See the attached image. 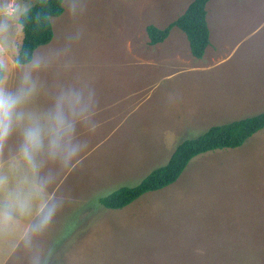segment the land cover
I'll list each match as a JSON object with an SVG mask.
<instances>
[{
    "label": "rangeland",
    "instance_id": "rangeland-1",
    "mask_svg": "<svg viewBox=\"0 0 264 264\" xmlns=\"http://www.w3.org/2000/svg\"><path fill=\"white\" fill-rule=\"evenodd\" d=\"M35 1L0 0V63L13 88L31 76L32 110L65 105L64 124L81 133L61 138L78 151L71 160L57 151L73 199L26 234L0 200V264H264V128L195 156L175 183L121 209L97 201L165 164L182 140L264 112V0H210L202 58L177 26L155 45L146 31L192 0H63L52 40L18 64V19Z\"/></svg>",
    "mask_w": 264,
    "mask_h": 264
},
{
    "label": "trees",
    "instance_id": "trees-1",
    "mask_svg": "<svg viewBox=\"0 0 264 264\" xmlns=\"http://www.w3.org/2000/svg\"><path fill=\"white\" fill-rule=\"evenodd\" d=\"M209 1L192 0L180 16L163 28L149 24L146 27L149 43L155 45L163 42L171 29L177 26L186 34L192 55L202 58L211 43L206 10ZM63 12V0H36L20 14L18 22L22 27L23 37L14 56L16 63H30L35 50L52 40V18L60 16ZM4 72L3 67L0 69V77L4 76ZM263 128L264 112L213 124L199 135L178 143L168 161L150 171L138 183L122 185L107 195L99 196L97 201L107 208L121 209L149 191L175 183L195 156L216 149L239 147ZM67 223L73 227L76 221Z\"/></svg>",
    "mask_w": 264,
    "mask_h": 264
},
{
    "label": "crops",
    "instance_id": "crops-1",
    "mask_svg": "<svg viewBox=\"0 0 264 264\" xmlns=\"http://www.w3.org/2000/svg\"><path fill=\"white\" fill-rule=\"evenodd\" d=\"M257 29L258 27H255L249 35L253 34ZM63 106L65 105L61 107ZM61 107L59 105V110ZM59 135L61 138H80L81 133L76 131V126L73 123L67 125L65 123ZM21 143L22 137L10 138L3 149V154L6 153V155H0V180L5 181L0 185V200L2 204L10 207V211L5 210V212H9L12 216L15 215L17 217V219L14 217L16 222L26 225L24 230H22L23 234H26L29 230H38L33 225L40 222L51 202H54L56 209H58L66 200L73 198L72 196H65L66 167L63 168L64 170L57 167H60L61 161L58 152L55 159H52L44 152L37 154L35 167L33 168L28 162L19 157ZM60 143L62 144L60 148L64 149L66 145L62 140ZM77 152H75V155ZM73 156L68 160H71ZM77 160L78 164L80 162L79 154ZM72 164L73 166L76 165V161L73 160ZM37 185H42L44 188L43 198L35 195ZM56 220L59 222L62 219Z\"/></svg>",
    "mask_w": 264,
    "mask_h": 264
},
{
    "label": "clouds",
    "instance_id": "clouds-1",
    "mask_svg": "<svg viewBox=\"0 0 264 264\" xmlns=\"http://www.w3.org/2000/svg\"><path fill=\"white\" fill-rule=\"evenodd\" d=\"M3 68L0 63V69ZM36 94V85L29 74H25L19 84L13 88L6 77H0V155L10 138L19 133L22 137L19 157L35 167V157L43 153L47 146V153L55 159L61 147L59 135L64 126V118L57 106L54 113L44 114L30 108ZM76 149L64 148V158L75 155ZM5 181L0 180V185ZM35 195L44 196V188L37 185ZM56 210L55 204L47 208L42 216L38 229L46 226Z\"/></svg>",
    "mask_w": 264,
    "mask_h": 264
}]
</instances>
